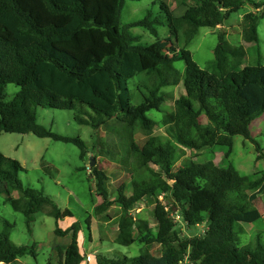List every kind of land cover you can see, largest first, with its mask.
Segmentation results:
<instances>
[{"label":"trees","instance_id":"1","mask_svg":"<svg viewBox=\"0 0 264 264\" xmlns=\"http://www.w3.org/2000/svg\"><path fill=\"white\" fill-rule=\"evenodd\" d=\"M126 1L0 0V134L30 133L71 143L91 164L97 157L89 156L81 139L56 134L37 120V107L74 111L80 125L113 130L125 159L134 158V172H148V179H133L130 196L120 187L119 197L110 201L109 176L98 163L90 165L103 200L95 207L97 215L114 204L122 210L115 243L130 247L137 240V230L143 244L163 247L159 256L147 253L111 260L99 256L98 264H179L186 257L192 264H264L261 236L240 245L243 225L261 219L254 204L264 195V170L243 176L231 160L236 136L255 144L264 159L250 130L264 115V65L258 61L244 65L239 48L226 42L222 34L214 61L205 70L187 49L200 28L222 26L247 0H178L185 7L180 17L161 1L160 15L150 9L143 19L122 26L120 15ZM250 3L256 11L243 17L242 35L259 51L258 27L264 16L259 9L263 5ZM159 26L168 27L175 40L135 44L137 38L129 33V28L140 27L158 37ZM179 61H184V71L176 67ZM8 84L20 88L11 101L5 100ZM181 84L185 94L174 102L173 123L164 137L154 136L157 123L147 114L151 110L166 113L164 89ZM137 132L147 137L143 143L136 141ZM216 147L224 154L219 165L215 163ZM203 149L210 151L204 163L191 160L177 166L183 152ZM22 171L18 160L0 152V196L6 193V201L22 212L29 224L43 206L53 204L55 234L71 235L67 248L58 249V264H83L81 223L76 221L62 230L59 222L73 217L72 212L62 211L42 192L25 188L19 178ZM14 193L19 198H13ZM161 194L166 195V203L158 199ZM144 200L155 204L154 228L131 214ZM169 207L179 208L189 228L207 222L203 235L183 237L175 231ZM1 225L11 226L0 217ZM35 249V245H16L0 232V264L36 258Z\"/></svg>","mask_w":264,"mask_h":264},{"label":"rangeland","instance_id":"2","mask_svg":"<svg viewBox=\"0 0 264 264\" xmlns=\"http://www.w3.org/2000/svg\"><path fill=\"white\" fill-rule=\"evenodd\" d=\"M169 4L177 17L182 16L185 7L178 4V0H127L123 6L120 22L122 26L133 21L143 19L147 11L152 9L155 16L160 15V2ZM250 1L263 5L259 13L264 12V0H247L245 5L237 12L229 14L222 26L216 28L202 27L196 37L188 44L187 49L191 51L194 61L205 70L211 65L215 58V48L219 44V35H224L226 42L239 48L244 58V65L255 64L257 61L264 65V16L258 27L259 51L253 44L246 43L242 35L243 17L256 11ZM157 3L153 5V3ZM164 18H162V21ZM159 36L156 37L150 32L140 28H129L131 36L136 37L135 44H151L158 39L167 40L172 38L168 27H158ZM175 40L174 38H172ZM180 44L183 45L182 41ZM176 67L185 70L184 61L176 63ZM20 88L14 84H8L5 88V100L11 101ZM166 107L164 112L151 110L147 115L156 121L157 126L153 135L164 137L166 128L174 121V102L181 95L185 94L183 85L165 88ZM38 123L46 129L56 134L81 139L87 149L89 156H95V165L105 171L109 176L107 188L110 192V201L117 199L118 189L124 187L126 195L133 193V179L145 177L149 178L146 171L141 174L134 172V158L127 160L121 150V142L118 135L111 132L105 126L99 130L92 126L80 125L75 120V112L52 108L37 107ZM250 126L253 138L260 143L264 153V115L255 120ZM114 122V121H113ZM112 122V123H113ZM114 125V123L112 124ZM146 136L137 132L135 139L139 143L146 140ZM234 149L232 163L243 176H251L264 170V159L256 151V145L250 141H245L242 136L234 137ZM216 147L215 163L219 165L223 160V152ZM0 152L5 158L18 160L23 171L19 178L25 188H31L50 198L62 211L70 210L73 217L60 221L59 227L66 230L74 222L78 221L82 225L80 233V248L85 256L83 264H98L97 257L102 259L131 258L137 255L151 253L155 256L161 255L163 247L157 243L149 245L143 244L139 239L142 235L137 230L134 232L136 242L130 247H123L115 243L118 233L119 220L122 210L119 204H114L107 208L101 215H97L96 206L103 200L100 197V188L97 180L93 179L90 164L81 158V150L74 144L55 141L51 138H40L34 134L6 133L0 134ZM94 152V154H93ZM181 152V150H180ZM92 153V154H91ZM210 151L182 153V158L177 166H182L185 162L195 161L204 163L208 160ZM155 171L158 167L150 166ZM13 198H19L18 193H14ZM7 195L0 196V217L11 226L1 225L0 232L8 235L10 240L19 246L36 247L37 257L32 256L19 259L16 264H47L52 262L58 264L60 257L58 249H66L71 242V235L60 237L55 234L57 227L56 219L51 214L54 211L53 204H46L43 209L33 216V221L29 224L27 217L20 211L14 210L11 203L6 201ZM159 200L166 203V195L161 194ZM261 212V219L252 224H244L245 234L241 238V246L247 245L256 240V236H261L264 240V195L254 204ZM155 204L152 201L144 200L137 204L131 212L137 221H146L150 228L157 225L154 216ZM170 217L179 213L182 217L180 221H175V231L183 237L203 235L207 229V222L189 228L183 219L179 208L169 207ZM89 227V229H88ZM155 229L153 232L155 233ZM189 263L192 262L189 260Z\"/></svg>","mask_w":264,"mask_h":264},{"label":"built area","instance_id":"3","mask_svg":"<svg viewBox=\"0 0 264 264\" xmlns=\"http://www.w3.org/2000/svg\"><path fill=\"white\" fill-rule=\"evenodd\" d=\"M172 218L175 221H180L182 219L181 215L179 213L172 214ZM179 264H190L189 263V258L186 257L184 260L180 261Z\"/></svg>","mask_w":264,"mask_h":264},{"label":"water","instance_id":"4","mask_svg":"<svg viewBox=\"0 0 264 264\" xmlns=\"http://www.w3.org/2000/svg\"><path fill=\"white\" fill-rule=\"evenodd\" d=\"M91 166H94L95 165V159H92V162L90 164Z\"/></svg>","mask_w":264,"mask_h":264},{"label":"crops","instance_id":"5","mask_svg":"<svg viewBox=\"0 0 264 264\" xmlns=\"http://www.w3.org/2000/svg\"><path fill=\"white\" fill-rule=\"evenodd\" d=\"M256 121H254L253 123H252V125L255 123Z\"/></svg>","mask_w":264,"mask_h":264}]
</instances>
